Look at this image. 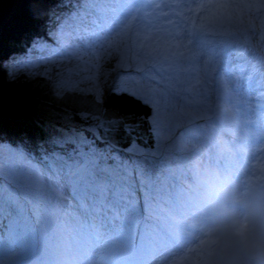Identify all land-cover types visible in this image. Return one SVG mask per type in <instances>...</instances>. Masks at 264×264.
Returning <instances> with one entry per match:
<instances>
[{"label":"rangeland","instance_id":"1","mask_svg":"<svg viewBox=\"0 0 264 264\" xmlns=\"http://www.w3.org/2000/svg\"><path fill=\"white\" fill-rule=\"evenodd\" d=\"M78 2L81 10L66 3L47 38L3 64L8 79L46 77L59 99L73 92L99 101L108 90L131 94L152 111L157 149L120 152L68 135L65 154L49 144L36 155L0 139V178L14 186L0 193V238L18 245L25 237L29 249L36 244L29 264L47 256L46 242L59 248L53 258L62 264H264V126L255 116L264 94L241 83V76L250 85L264 75L248 55L251 47L264 62V0ZM57 54L63 57L48 60ZM224 113L233 122L210 119ZM221 125L235 137L224 144L214 136ZM96 130L81 133L99 139ZM51 134L56 144L64 137L54 128ZM237 152L244 167L219 163ZM197 164L203 172L193 169ZM200 181H208V193L193 205L187 198ZM211 189L213 197L205 198ZM49 213L53 225L42 230Z\"/></svg>","mask_w":264,"mask_h":264},{"label":"trees","instance_id":"2","mask_svg":"<svg viewBox=\"0 0 264 264\" xmlns=\"http://www.w3.org/2000/svg\"><path fill=\"white\" fill-rule=\"evenodd\" d=\"M66 1L68 0H17L13 13L0 28V139L2 141L6 140L5 142L7 140L9 142L18 141L23 146H28L26 149L28 152L36 153V155L41 150L40 147H51L50 145L65 154L64 147L71 144L67 138L68 135H72L82 145H101L102 147H109L112 150L120 152L133 148L137 152L148 155L156 151V141L153 136L155 129L150 123L152 111L149 106L140 102L134 96H131V94L115 93L113 90H108L101 101H99L91 94L73 92V94L59 99L55 96V92L51 87V80L46 77H35L32 79L26 75H20L15 81L8 79L9 74L4 69L3 64L21 58V56L30 51L36 41L47 38L51 30L59 24V18H54V16L60 12L63 14ZM78 1V4L81 3ZM95 16L98 18L101 14L96 13ZM103 19L104 16H101V23ZM99 31L104 30L99 27ZM250 50L248 55L257 58L254 61L260 66L258 68L261 70L264 69V62H261L263 60L261 53L253 50L251 47ZM62 57L63 55L57 54L55 57L48 58V60L54 58L61 59ZM242 70L244 72L245 68L243 67ZM256 78L257 81L249 85V76H244L243 79L241 76V83L245 84L247 92L255 93L257 96H263L264 75H256ZM257 109L258 113L255 114L256 119L264 126V109L261 107ZM191 110L197 112L195 105L194 109L191 108ZM210 119L222 123H229L234 120L229 113H224L221 117L211 116ZM65 123L66 126L70 124L74 127L68 129ZM221 127L223 129H220ZM53 128L54 131L64 135L58 144L50 141L52 137L51 130ZM91 128H98L96 131L98 132L99 139H95L91 135L85 136L82 134L86 133V131L88 133V129ZM191 128L189 125L187 135L192 136L190 132ZM204 129L206 130V128ZM214 130L217 135L212 134V131L210 133L220 143L224 144L229 140V137L235 138L233 135H229L225 125H221ZM242 142V140H237L236 143L238 145L236 147L242 145ZM32 148L34 149L32 150ZM137 148H141V150ZM185 155H188L190 159L194 158L193 152L185 153ZM182 160L184 161L186 159L183 158ZM240 160L241 154L237 152L236 156L232 153L229 159L220 161L219 163L225 162L227 167V165L234 162L235 165L241 164L244 167V162L240 163ZM227 161L228 163H226ZM198 167L201 170H198V172H203L199 164L195 165L193 169L197 170ZM204 171H206L204 177H209L208 174L210 171L208 172L206 169ZM184 172H187V170L184 169ZM208 181L206 183L199 182V188L193 190L187 198L189 203L198 205L196 200L198 194L208 193ZM174 183L175 180H171L167 184V188L174 189ZM55 184L58 188L64 187L63 184L62 186H59L57 183ZM6 185L14 187L0 178V193L3 191L2 187ZM47 185L50 186L52 183ZM184 186L185 184L179 187L181 191L184 189ZM21 190L25 191L24 185L21 187ZM215 190L211 189L210 195H206L205 198L208 196L212 198ZM82 192L83 189L80 190L81 194ZM11 195L15 196L14 198L20 199L17 192L13 191ZM9 196L10 194L1 197V200ZM97 202L99 203V199ZM10 203L12 205V202ZM2 212L3 210L1 209L0 214ZM44 217L42 230H47L53 225L55 219L54 216L47 214ZM4 219L7 218H2L3 225L7 230L9 221ZM29 221L32 222L33 220L29 219ZM48 223L50 224L47 225ZM11 225L15 228L17 227V222H12ZM86 229H90L89 225L83 231H86ZM80 233L74 230L71 232L70 236L76 239L74 241L75 243L82 242L79 236ZM18 245L13 244L12 240L4 241L3 238H0V251L5 252L4 254L0 253V262L3 264H29V259L33 255L32 249L36 255L37 245L34 244L29 249L30 244L25 237L19 240ZM46 245V251H48L47 256H42L34 260L31 264H60L59 257L53 258V254L59 248L54 247L51 242H46ZM25 247L27 250H24ZM67 255L70 259H73L75 252H70ZM77 264H81V262Z\"/></svg>","mask_w":264,"mask_h":264},{"label":"water","instance_id":"3","mask_svg":"<svg viewBox=\"0 0 264 264\" xmlns=\"http://www.w3.org/2000/svg\"><path fill=\"white\" fill-rule=\"evenodd\" d=\"M17 0H0V28L14 11Z\"/></svg>","mask_w":264,"mask_h":264},{"label":"bare ground","instance_id":"4","mask_svg":"<svg viewBox=\"0 0 264 264\" xmlns=\"http://www.w3.org/2000/svg\"><path fill=\"white\" fill-rule=\"evenodd\" d=\"M66 3H67V6H72V8H74L76 11H79V10H81L82 9V5H81V3H79L78 4V6L75 4V2L74 1H72V0H68V1H66ZM83 4V3H82ZM84 4H87V3H84ZM69 13V12H68ZM74 14H76V12H73ZM73 14V15H74ZM80 15V14H79ZM78 14H76V17H78L79 16ZM83 15V14H82ZM230 165H235V163L233 162V163H231ZM233 168H235V166H233ZM184 175V174H183ZM237 176V178H239L240 177V175L238 174V175H236ZM9 193H10V191H8ZM11 194V193H10ZM47 215H49V216H53L51 213L50 214H47ZM88 261V260H87ZM187 261H190V263L192 262L191 260H186L185 262L187 263ZM84 263H86L85 262V260L83 261ZM184 262V263H185ZM60 264H62V263H60ZM188 264V263H187Z\"/></svg>","mask_w":264,"mask_h":264}]
</instances>
